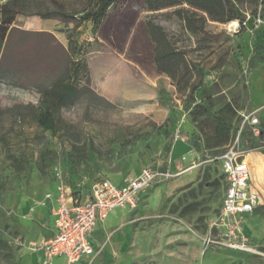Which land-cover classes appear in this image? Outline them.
Returning <instances> with one entry per match:
<instances>
[{"label": "rangeland", "instance_id": "rangeland-1", "mask_svg": "<svg viewBox=\"0 0 264 264\" xmlns=\"http://www.w3.org/2000/svg\"><path fill=\"white\" fill-rule=\"evenodd\" d=\"M64 1L70 10L85 3ZM242 10L252 29L239 19L210 20L200 33L188 32L174 9L150 11L145 0H117L96 34L90 21L75 27L18 16L16 25L51 32L65 46L72 37L86 69L82 92L55 110L56 130L42 128L36 112L60 68L35 82L0 80V264H43L31 242L46 233L48 220L39 217L43 207H32L57 184L78 195L97 180L121 183L147 167L175 171L191 163L156 181L137 210L106 221L90 264H264V3L244 0ZM150 22L184 51L190 69L181 66L173 76L160 70ZM44 43L38 38L36 47ZM255 115L262 122L254 129ZM177 130L184 139H176ZM232 145L249 154L262 188V201L243 216L251 250L221 241L227 182L220 157Z\"/></svg>", "mask_w": 264, "mask_h": 264}, {"label": "trees", "instance_id": "trees-1", "mask_svg": "<svg viewBox=\"0 0 264 264\" xmlns=\"http://www.w3.org/2000/svg\"><path fill=\"white\" fill-rule=\"evenodd\" d=\"M244 0H145L150 11L172 8L173 13L184 21L190 33L205 31L212 21L230 22L239 19L251 29L253 21L242 10ZM251 1V0H248ZM117 0H85L83 8L70 10L64 0H2L0 2V80L15 83L20 78L35 82L41 73L50 77L55 72L53 65L60 68L50 85L42 93V106L36 112L38 124L46 129H57L56 109L72 102L82 92L80 75L85 71L81 60L77 59L80 49L70 37L65 46L51 32L26 30L16 25L20 15H37L43 18H60L66 23L76 21L92 22V31L97 33L103 18ZM264 3V0H261ZM149 35L154 43V61L161 71L173 76L181 66L190 69L184 51L177 49L165 29L149 23ZM38 38L45 43L36 47ZM57 41L52 45L51 40ZM37 56L40 58L37 59ZM41 71V72H40ZM41 76V75H40ZM227 128L218 125L217 133L227 135ZM224 154V153H223ZM222 154V155H223ZM221 155V156H222Z\"/></svg>", "mask_w": 264, "mask_h": 264}, {"label": "built area", "instance_id": "built-area-1", "mask_svg": "<svg viewBox=\"0 0 264 264\" xmlns=\"http://www.w3.org/2000/svg\"><path fill=\"white\" fill-rule=\"evenodd\" d=\"M250 125L255 129L261 125L259 116H252ZM176 139H184L180 130L175 133ZM184 159L187 155L183 156ZM221 167L227 186L223 193V202L219 224L223 225L224 236L221 241L239 249L252 247L244 226L243 216L252 212L262 201L260 189L251 181V169L247 153L236 145L228 147L220 157ZM178 170L144 168L136 177H126L121 183L109 178L92 183L89 192L74 195L66 185L59 183L49 189L45 195L33 204L37 207L50 205L54 217L55 234L31 242L32 246L44 253L45 264H52L55 256L66 257L67 264H78L87 259L88 263L100 250L92 244V236L98 222L108 219L109 213L116 208H136L141 201V195L150 189L156 181L167 180L182 174L186 169Z\"/></svg>", "mask_w": 264, "mask_h": 264}, {"label": "crops", "instance_id": "crops-1", "mask_svg": "<svg viewBox=\"0 0 264 264\" xmlns=\"http://www.w3.org/2000/svg\"><path fill=\"white\" fill-rule=\"evenodd\" d=\"M247 160L249 161L250 166H252V162L249 160L248 155H247ZM190 179H191V177H187V178H184L182 180H179L178 183L182 184V182H187ZM251 181L254 184V186H257L260 189V192L262 194V188L260 187L259 182L255 181V179H254L253 166H252V169H251ZM143 194L141 195V198H140L141 201L139 202L138 206L142 202ZM138 206L136 208H129V207L116 208V209H114L113 211H111L109 213L108 219L106 221L109 220V221L115 222L117 219H120L123 216V212L124 213L125 212L130 213L132 211L137 210ZM111 214H114V215L115 214L116 215L120 214V217L119 218H114V217L111 218ZM39 217H41V218L45 217L46 220H48V223H47V226H46V230L47 231H45L46 233L43 234L40 239H43V238H47L48 239L49 237H51V236H53L55 234L54 217L52 216L50 205H48L47 207H43L42 209L39 210ZM106 221L97 223V225H96V227L94 229L93 236H92V244H93V246L95 245L96 249H98V250L100 249V247L98 245V237L101 234L100 227L103 226V224ZM39 254L41 255V261L43 262V264H45V262H44V258H45L44 257V253L42 251H39ZM61 257L64 258V261H65L64 264H67L65 255L64 256H55V257H53V259H52L53 263L52 264H55L54 261L55 260H60ZM93 259L94 258H92L91 260L93 261ZM87 263H88L87 259H82V260H80V263H78V264H87Z\"/></svg>", "mask_w": 264, "mask_h": 264}, {"label": "bare ground", "instance_id": "bare-ground-1", "mask_svg": "<svg viewBox=\"0 0 264 264\" xmlns=\"http://www.w3.org/2000/svg\"><path fill=\"white\" fill-rule=\"evenodd\" d=\"M232 23H233V24H236V21H233ZM248 158H249V154H248Z\"/></svg>", "mask_w": 264, "mask_h": 264}]
</instances>
